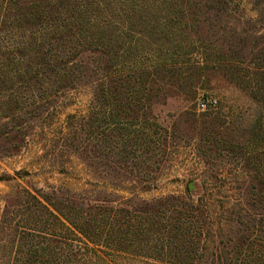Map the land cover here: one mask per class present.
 I'll list each match as a JSON object with an SVG mask.
<instances>
[{"label": "trees", "instance_id": "16d2710c", "mask_svg": "<svg viewBox=\"0 0 264 264\" xmlns=\"http://www.w3.org/2000/svg\"><path fill=\"white\" fill-rule=\"evenodd\" d=\"M232 5L240 7L236 0H0L4 108L31 116L89 87L97 107L86 133H99L110 170L158 169L164 152L153 109L168 90L192 99L218 74L255 107L246 122L222 105L215 114H184L190 125L200 119L203 155L222 151L231 166L224 196L213 195L214 176L196 201L118 204L21 187L0 214V264H264V36L254 34L245 64L240 48L217 37L218 23L236 13ZM138 184L142 192L155 185ZM217 237L226 242L215 244Z\"/></svg>", "mask_w": 264, "mask_h": 264}, {"label": "rangeland", "instance_id": "374dc122", "mask_svg": "<svg viewBox=\"0 0 264 264\" xmlns=\"http://www.w3.org/2000/svg\"><path fill=\"white\" fill-rule=\"evenodd\" d=\"M236 1L240 7L232 5L236 13L218 23L217 37L226 35L228 46L240 48L246 64L254 34L264 36V0ZM259 46L264 47V40ZM202 98L213 102L209 110L212 114L217 113L221 105L227 106L242 122L250 120L255 108L245 93L218 74H209L197 86L192 99L168 90L153 109V123L159 129V147L164 152L159 158L161 164L157 170L136 174L123 169L110 170L108 165L112 166V159L105 156L106 144H101L99 133L98 140L88 138L86 122L90 110L97 107L89 87L52 98L43 104L38 114L22 117L4 108L6 101L0 88V214L6 204H12L21 187L92 195L118 204H127L134 198L148 201L163 196L189 197L196 201L209 194L207 189L214 176L217 187L213 195L224 196L226 191L224 193L220 186L234 176L230 175L231 166L224 152L220 151L211 159L203 155L200 119L194 125L186 123L187 115L203 114L197 107ZM16 116L17 120H11ZM139 117L140 122L143 121L142 116ZM214 131L225 134L217 128ZM143 180L152 181L154 189L139 191L143 184L138 182ZM225 240L217 237L215 244H223ZM217 255L213 254V258ZM205 256L210 258L209 254Z\"/></svg>", "mask_w": 264, "mask_h": 264}, {"label": "built area", "instance_id": "2783aa9c", "mask_svg": "<svg viewBox=\"0 0 264 264\" xmlns=\"http://www.w3.org/2000/svg\"><path fill=\"white\" fill-rule=\"evenodd\" d=\"M214 104H213V102L210 100V99H208V98H202L200 101H199V103H198V109L200 110V111H206L207 109H209V108H211V106H213Z\"/></svg>", "mask_w": 264, "mask_h": 264}]
</instances>
